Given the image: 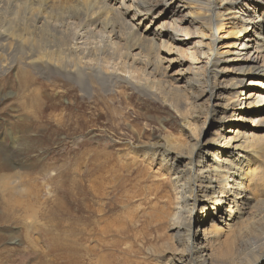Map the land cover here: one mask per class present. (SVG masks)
Segmentation results:
<instances>
[{"label":"bare ground","instance_id":"obj_1","mask_svg":"<svg viewBox=\"0 0 264 264\" xmlns=\"http://www.w3.org/2000/svg\"><path fill=\"white\" fill-rule=\"evenodd\" d=\"M227 26L233 40L222 34ZM8 73L17 88L42 78L59 92L66 81L91 100L105 94L96 100L108 109L122 89L167 104L181 120L180 134L145 141L139 156L163 178L146 184L144 212L158 231L174 234L160 230L163 249L149 250L169 256L164 264H264V0H0V75ZM31 93L38 119L45 106L37 86ZM226 119L251 124L215 125L201 138L208 123ZM21 178L7 181L18 188ZM28 222L31 228L35 220ZM6 237L20 245L0 244V264L2 255L32 248V241L21 247ZM84 248L95 253L97 246ZM94 256L95 264H109L108 255Z\"/></svg>","mask_w":264,"mask_h":264},{"label":"rangeland","instance_id":"obj_2","mask_svg":"<svg viewBox=\"0 0 264 264\" xmlns=\"http://www.w3.org/2000/svg\"><path fill=\"white\" fill-rule=\"evenodd\" d=\"M187 12L188 8L182 13ZM229 30L227 26L222 34L233 40L235 36H230ZM198 39L190 37V45ZM176 67L180 68L178 63ZM190 75L185 73L182 82L186 83ZM56 84L41 78L35 85L28 82V87L23 84L17 88L14 73L0 75V236L5 238L0 244L20 245L12 243L8 235L23 244L21 247L32 241L31 249L16 252L8 260L2 255L3 264H95V253L108 255L109 264H164L169 256L160 257L149 250L154 245L161 251L165 243L158 238L161 229L150 225L143 199L144 189L153 178H163L159 171L146 166L139 154L145 141L158 140L167 133L179 135L180 118L167 104L129 89L114 93L116 99L108 109L107 104L99 102L103 94L96 96L99 101L91 100L66 81L59 83L64 89L60 92ZM34 86L39 88L45 106L38 119L33 116L29 99ZM223 123L228 127L231 123L251 124L237 119L208 123L201 138H208ZM132 143L137 148L130 146ZM6 163L13 164L10 171L4 169ZM14 173L22 175L17 180L18 188L7 181ZM203 205L205 202H200L194 208V217L200 215ZM28 220H35L31 228ZM66 220L77 221L78 227L69 228ZM104 221L113 223L112 231L105 235L100 231L106 225ZM119 227H124L121 232L116 231ZM202 227L198 238L203 236ZM161 232L165 237L174 234L171 230L169 234L167 230ZM110 242L115 243L111 246ZM86 246L97 249L87 253ZM76 249L80 250L77 256Z\"/></svg>","mask_w":264,"mask_h":264}]
</instances>
